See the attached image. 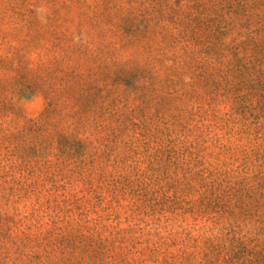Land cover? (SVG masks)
I'll use <instances>...</instances> for the list:
<instances>
[{"label":"trees","instance_id":"obj_1","mask_svg":"<svg viewBox=\"0 0 264 264\" xmlns=\"http://www.w3.org/2000/svg\"><path fill=\"white\" fill-rule=\"evenodd\" d=\"M0 264H264V0H0Z\"/></svg>","mask_w":264,"mask_h":264},{"label":"rangeland","instance_id":"obj_2","mask_svg":"<svg viewBox=\"0 0 264 264\" xmlns=\"http://www.w3.org/2000/svg\"><path fill=\"white\" fill-rule=\"evenodd\" d=\"M44 103L41 97L36 96L24 104L23 115L25 118H35L43 109Z\"/></svg>","mask_w":264,"mask_h":264}]
</instances>
